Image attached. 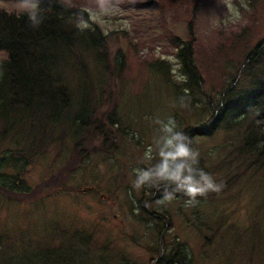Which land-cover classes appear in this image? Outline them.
Wrapping results in <instances>:
<instances>
[{"label":"rangeland","instance_id":"374dc122","mask_svg":"<svg viewBox=\"0 0 264 264\" xmlns=\"http://www.w3.org/2000/svg\"><path fill=\"white\" fill-rule=\"evenodd\" d=\"M67 2L88 11L81 24H95L108 36L111 55L124 54L114 90L121 130L105 117L108 138L90 127L81 137L84 154L46 140L29 155L21 174L29 189H0L7 256L47 249L55 264H264V167L261 157L239 151L245 123L238 130L212 128L199 102L181 107L158 74L165 69L171 80L183 79L177 37L192 45L204 93L217 94L233 76L245 86L242 62L264 36V1L111 0L107 12L97 0ZM0 10L28 12L22 0H0ZM3 59L0 52V73ZM110 103L97 111L113 115ZM169 117L177 130L188 124L203 130L192 148L205 172L223 184L219 193L197 197L195 206H186L182 194L159 205L162 191L133 187V170L156 162L144 159L160 135L155 121ZM11 144L6 139L0 150Z\"/></svg>","mask_w":264,"mask_h":264},{"label":"trees","instance_id":"16d2710c","mask_svg":"<svg viewBox=\"0 0 264 264\" xmlns=\"http://www.w3.org/2000/svg\"><path fill=\"white\" fill-rule=\"evenodd\" d=\"M39 12L43 22L33 28L28 12L0 10V52L4 55L0 73V143L6 139L12 143V147L0 150V189L10 193L29 189L21 177L24 165L46 140L54 141L60 149L67 143L66 152L84 154L79 148L81 137L90 127L104 139L108 138L102 133L105 117L110 123L117 121L120 128V119L114 115V90L121 85L123 52L111 55L108 36L95 24H81L88 19V11L83 8L62 0H39ZM174 42L183 79L173 81L164 72L167 70L160 69L163 82L191 106L199 102L212 128L238 130L245 123L239 151L257 160L261 157L258 165L263 168L264 36L246 52L242 62L248 77L245 86H240L238 77L233 76L212 96L203 92L192 45L177 37ZM106 93L110 97L104 98ZM110 98L113 115L99 113L98 107ZM182 132L190 138L192 147L193 136L203 130L188 124ZM198 167L206 171L203 164ZM140 205L145 208L146 201ZM4 240L0 233V264H55L57 260L47 249L7 256L2 248Z\"/></svg>","mask_w":264,"mask_h":264},{"label":"clouds","instance_id":"9594fccd","mask_svg":"<svg viewBox=\"0 0 264 264\" xmlns=\"http://www.w3.org/2000/svg\"><path fill=\"white\" fill-rule=\"evenodd\" d=\"M67 2V0H62ZM102 12H107L111 0H97ZM22 7L28 11V22L33 28H38L44 17L39 12V0H22ZM181 107H186L185 98L181 97ZM159 137L154 140L155 149L151 146L144 154L147 167H138L133 171L135 180L133 187L155 188L162 191V197L157 204L165 205L172 201L177 194L188 199L186 206H195L197 197H205L210 192L219 193L222 183H217L212 175L199 168V152L194 150L190 138L182 131L177 130V122L169 117L166 121L157 119ZM155 152V155L153 154Z\"/></svg>","mask_w":264,"mask_h":264}]
</instances>
